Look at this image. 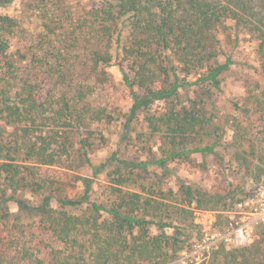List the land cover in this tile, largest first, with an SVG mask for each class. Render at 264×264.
Here are the masks:
<instances>
[{"label": "trees", "instance_id": "trees-1", "mask_svg": "<svg viewBox=\"0 0 264 264\" xmlns=\"http://www.w3.org/2000/svg\"><path fill=\"white\" fill-rule=\"evenodd\" d=\"M251 1L225 2L244 9ZM6 2L0 0L1 5ZM219 8L208 0H101L82 16L45 23L38 49L18 57L10 51L17 20L0 14V264H160L183 250L181 231L173 221L185 205L204 202L207 191L180 183L176 193L163 189L160 179L136 186L133 176H140L137 172L149 164L167 175V160L187 158L191 152L216 154V140L226 127L209 128L213 124L203 103H178L179 88L205 83L209 95L220 88L230 68V58L219 60L223 53L216 33L224 11ZM257 52L264 73L263 31ZM111 66L119 69L132 101L123 132L137 112H143L147 127L158 132L162 142L155 159L122 160L112 154L109 160L116 165L94 166L112 176L108 202L102 205L89 199L91 178L65 171L64 164L73 165L68 131L110 117L106 108L88 99L92 85L85 79L109 85L112 77L106 68ZM177 68L199 75L191 83L177 75ZM197 97L204 100L200 93ZM248 97L252 108L244 106L242 113L257 114L264 127V87ZM157 100L164 104L159 112L153 109ZM233 128L238 140L248 138L249 129ZM209 132L216 135L203 144L202 136ZM86 144L80 147L81 156L89 162ZM54 164L63 169L40 168ZM73 179L82 190L69 197L67 184ZM131 184L136 188L122 187ZM172 193L183 204L174 210L163 201ZM9 202L27 211L29 218L12 216ZM220 248L224 260L233 264L255 258L250 247ZM240 253L242 259L236 260Z\"/></svg>", "mask_w": 264, "mask_h": 264}, {"label": "rangeland", "instance_id": "rangeland-1", "mask_svg": "<svg viewBox=\"0 0 264 264\" xmlns=\"http://www.w3.org/2000/svg\"><path fill=\"white\" fill-rule=\"evenodd\" d=\"M100 1L9 0L0 4V14H8L17 20L11 38V53L15 54L14 57H18L19 53L30 55V51L38 49L37 39L44 32L45 23L56 21L61 24L67 19L82 16L85 14L84 9L98 6ZM208 1L216 2L221 11L224 9L216 33L218 47L223 53L219 54V60L230 58L232 62L223 74L218 90L212 89L206 95L205 83L201 86H183L179 88L178 104L191 107L192 103H203V111L213 124L209 128L220 124L226 127L221 139L216 140V154L191 152L187 158L169 159L165 162L169 171L167 175L162 174L161 167L149 164L145 171L140 169L137 172L140 176L136 174L133 178L136 179V186L160 179L163 189L170 188L176 193L180 183L202 192L207 191L208 197L204 202L185 205V210L173 221L181 231L184 248L172 260L160 264H233L224 260L221 246L224 249L250 247L255 258H249L246 264H258L260 259L264 264V127L257 114L250 113L248 117L241 110L244 106L252 108L253 99L248 95H255L264 87V73L257 52L260 31L264 32V0H252L250 7L244 9L234 4L230 6L226 0ZM173 59L175 64L179 62L177 57L173 56ZM19 63L16 61L17 65ZM106 70L112 77L109 85L94 84L90 78L85 79V83L92 85L88 99L93 106L106 108L111 113L110 117L91 122L87 128L81 127L79 131L75 128L68 131L70 138L67 143L72 152L70 160L73 165L64 164L67 167L65 171L91 178L93 185L89 199L102 205L108 202L112 176H107L105 169L95 171L94 166L116 165L115 160H109L112 154L122 160L155 159L161 155L162 142L160 134L151 132L147 127L143 112H137L129 130L123 132L132 101L119 69L111 66ZM182 70L177 68V75L191 83L199 75L185 74ZM198 93L202 94L204 100L197 97ZM163 107L162 101L154 102V111L159 112ZM234 125L249 129L248 138L238 140L234 135ZM214 135L210 132L203 134V144L211 142ZM84 142L89 143L86 144L89 162L81 156L80 147ZM46 167L50 170L63 169V165L56 164L40 166L43 171ZM67 185L69 197H76L82 190V184L74 179ZM122 187L126 190L136 188L133 184ZM211 193L217 198L214 197L218 204L216 208H211V205L216 204L213 199H209ZM26 196L28 201L33 202L32 195L26 193ZM163 201L168 209L174 210L183 205L174 193ZM52 205L57 206L54 201ZM8 206L12 216L18 214L21 220L29 218L28 212L19 210L16 203L9 202ZM167 232L172 234L173 228H167ZM240 259L241 253L236 260Z\"/></svg>", "mask_w": 264, "mask_h": 264}]
</instances>
